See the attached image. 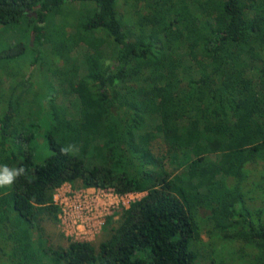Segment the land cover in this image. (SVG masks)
Returning <instances> with one entry per match:
<instances>
[{
  "label": "trees",
  "instance_id": "trees-1",
  "mask_svg": "<svg viewBox=\"0 0 264 264\" xmlns=\"http://www.w3.org/2000/svg\"><path fill=\"white\" fill-rule=\"evenodd\" d=\"M118 2L0 0V264H264V2ZM65 184L145 195L63 246Z\"/></svg>",
  "mask_w": 264,
  "mask_h": 264
},
{
  "label": "rangeland",
  "instance_id": "rangeland-1",
  "mask_svg": "<svg viewBox=\"0 0 264 264\" xmlns=\"http://www.w3.org/2000/svg\"><path fill=\"white\" fill-rule=\"evenodd\" d=\"M153 1H155V0H153ZM194 1L195 2H200V1L202 2L203 0H194ZM262 1L264 2V0H262ZM129 3H130V0H119V2H118L119 10L120 11L123 10L121 12H124L125 7L123 6V4L127 7L129 5ZM173 8L177 11V3H174L171 7H168V11L171 13ZM159 9H160V7L158 6L157 10H159ZM181 9H183L184 11H186V10L187 11H191V13L195 12V9H193L190 4L189 5L188 4L185 5V9L184 8H181ZM145 11L147 12V10H145ZM15 29H17V27H14V28H12V29H10L8 31L5 30V27L2 28V29L0 28V43L1 42H9V43L10 42H16L15 40L10 41L13 38H18L16 36L17 32L15 31ZM33 39L34 38L31 37V41L32 42H33ZM85 50L86 49L84 48V46H80V47H76L74 52H73V56H76V58L79 61L80 66L82 68L81 72H83L82 61H83V56H84V54L86 52ZM16 65L17 64H16L15 61H12V62L7 63L5 65H0V74H4L6 71H9L10 69H12V70L15 71V73L17 71V74H18V76L15 79H13V77H12V82L17 80V79H19L20 73L18 72V69L16 70V68H17ZM32 71H35V69L33 67H31L29 69L30 73ZM251 75H252V73H251ZM35 77H38V75H34V78ZM38 79H40V78H38ZM10 80L9 81L2 80V84L0 85V90L2 91L0 93V97H2L4 92H5V90H7V87L10 84ZM35 81H37V80H35ZM39 89H41V91H44L42 85L40 84V81L38 80V83L35 85V90H39ZM33 108H30V109H33ZM69 111L73 112V109H69ZM158 142H159V140H158ZM159 145H160V142H159ZM156 151L162 152L163 148L161 147L160 149H158ZM82 190H84V189H80L78 187L73 188L69 184H65L62 187H60L58 190H56L54 195H55L57 203L60 204V209L62 207H64L65 204L67 206H69V204L71 202L75 203V201L77 200L76 199L77 196L80 195L78 193L82 192ZM89 193L90 194L88 195V197L92 196V195L93 196L97 195V191H89ZM144 195L143 194H137V195H133L132 197H127V198L125 197V198H123L122 201L119 200V199H116V198H114V199L111 198L110 200L106 201V199L108 197L105 198L104 202H107V203L103 204L104 202H101L99 204V207L102 210V213L100 215H105L104 216L105 217L104 222L102 221V219L99 216H97L95 218V221L100 226V229L98 230V232L96 234L93 235V233H92L93 237L89 240V242L97 243L99 241V239L101 238L100 235H101V232H102V227L104 226V223H105V220H106L107 217L113 215L114 218L117 219L118 214L121 212V210L123 208L127 207L131 202L142 198ZM123 203H125V206H124ZM60 214H62V211H60ZM46 231H47V233L52 235V241H54L57 244H61L63 246H66V244H67L66 234L64 232V228H63V225H62V222H61L60 219H58V222H57V224L54 227L53 226H47V230ZM61 234H63V236H64L63 238L58 236V235H61ZM67 239H69V238H67ZM200 242H205V243H207L208 246H207V250H206V248H203V247H201L199 249V251H198L199 258H198V260H197V262L195 264H219L217 262V260H214V259L217 256H222L223 257V256L227 255V253L225 252V249H223V244L224 243L223 244L219 243L220 246L215 248V253H211L210 247H209L210 240H209L208 236L206 234H204V233H202L201 236H200Z\"/></svg>",
  "mask_w": 264,
  "mask_h": 264
},
{
  "label": "built area",
  "instance_id": "built-area-1",
  "mask_svg": "<svg viewBox=\"0 0 264 264\" xmlns=\"http://www.w3.org/2000/svg\"><path fill=\"white\" fill-rule=\"evenodd\" d=\"M89 191H97V195L88 197L90 194ZM78 194L80 195L77 196L75 203L71 202L69 206L65 204L64 207L60 209L62 214L59 213L58 215V219L62 222L66 238H69L73 242H89L93 237L92 233L94 235L98 232L100 226L95 221V218L99 216L104 222L105 215H100L102 210L100 209L99 204L104 202L105 198L108 197L106 201L111 198H116L122 201L125 197L127 198L137 195L136 193L117 195L111 189L102 190L96 188H86ZM54 202L60 207V204L56 201L55 195ZM106 203L107 202H104L103 204ZM123 204L125 206V203Z\"/></svg>",
  "mask_w": 264,
  "mask_h": 264
},
{
  "label": "clouds",
  "instance_id": "clouds-1",
  "mask_svg": "<svg viewBox=\"0 0 264 264\" xmlns=\"http://www.w3.org/2000/svg\"><path fill=\"white\" fill-rule=\"evenodd\" d=\"M63 152L67 153L68 148L62 149ZM25 174V169L23 167L10 168L7 165L0 166V188H5L13 185L18 177Z\"/></svg>",
  "mask_w": 264,
  "mask_h": 264
},
{
  "label": "crops",
  "instance_id": "crops-1",
  "mask_svg": "<svg viewBox=\"0 0 264 264\" xmlns=\"http://www.w3.org/2000/svg\"><path fill=\"white\" fill-rule=\"evenodd\" d=\"M161 6H162V5H161ZM140 194H143V195H144L145 193H140Z\"/></svg>",
  "mask_w": 264,
  "mask_h": 264
}]
</instances>
